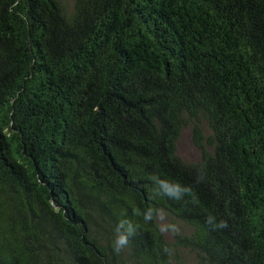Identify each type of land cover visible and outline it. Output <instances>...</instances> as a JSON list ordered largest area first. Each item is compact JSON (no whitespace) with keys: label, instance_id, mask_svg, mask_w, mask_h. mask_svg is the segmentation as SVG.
Here are the masks:
<instances>
[{"label":"trees","instance_id":"obj_1","mask_svg":"<svg viewBox=\"0 0 264 264\" xmlns=\"http://www.w3.org/2000/svg\"><path fill=\"white\" fill-rule=\"evenodd\" d=\"M0 264H264V0H0Z\"/></svg>","mask_w":264,"mask_h":264},{"label":"clouds","instance_id":"obj_2","mask_svg":"<svg viewBox=\"0 0 264 264\" xmlns=\"http://www.w3.org/2000/svg\"><path fill=\"white\" fill-rule=\"evenodd\" d=\"M158 183L160 188L163 189L164 194L171 199H182L188 191V189L180 183H168L165 181H158ZM151 218L152 210L149 209L144 213V219L150 220ZM207 223L213 224V218L209 217ZM117 231L120 232V234L117 236L113 247L115 251L119 252L123 247L128 245L130 237H132L136 233V228L132 223L125 220L121 221L120 225L117 228Z\"/></svg>","mask_w":264,"mask_h":264},{"label":"rangeland","instance_id":"obj_3","mask_svg":"<svg viewBox=\"0 0 264 264\" xmlns=\"http://www.w3.org/2000/svg\"><path fill=\"white\" fill-rule=\"evenodd\" d=\"M188 136H189L188 132H185L182 135L179 141L178 148L180 153L184 156L185 159L192 160L194 158H197V152L190 144Z\"/></svg>","mask_w":264,"mask_h":264}]
</instances>
